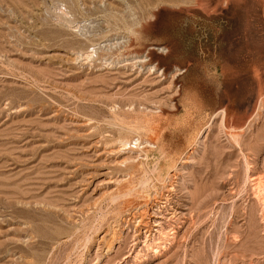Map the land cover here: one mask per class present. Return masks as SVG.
<instances>
[{
    "label": "rangeland",
    "instance_id": "rangeland-1",
    "mask_svg": "<svg viewBox=\"0 0 264 264\" xmlns=\"http://www.w3.org/2000/svg\"><path fill=\"white\" fill-rule=\"evenodd\" d=\"M0 264H264V0H0Z\"/></svg>",
    "mask_w": 264,
    "mask_h": 264
},
{
    "label": "bare ground",
    "instance_id": "bare-ground-1",
    "mask_svg": "<svg viewBox=\"0 0 264 264\" xmlns=\"http://www.w3.org/2000/svg\"><path fill=\"white\" fill-rule=\"evenodd\" d=\"M142 62V61H141ZM123 149V148H122ZM110 152V151H109ZM144 214V213H143ZM134 222V221H132ZM135 226L136 228H141V227H146L147 226V222L146 219L143 217V215L139 216V218L137 220H135Z\"/></svg>",
    "mask_w": 264,
    "mask_h": 264
}]
</instances>
